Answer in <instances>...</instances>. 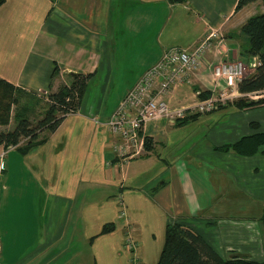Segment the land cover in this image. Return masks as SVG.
I'll return each mask as SVG.
<instances>
[{"label":"crops","instance_id":"obj_1","mask_svg":"<svg viewBox=\"0 0 264 264\" xmlns=\"http://www.w3.org/2000/svg\"><path fill=\"white\" fill-rule=\"evenodd\" d=\"M238 1L160 0L167 16L155 39L154 26L144 29L147 19L139 17L145 11L155 16V0H6L0 8V80L48 96L70 85L72 75L93 79L80 109L67 115L43 145L27 154L0 147V264L10 263L13 253L17 264H72L69 256L79 238L92 250L93 264H132L129 256L136 248L127 242L136 240L130 232H135L134 244L139 241L136 230L142 220L121 218L120 198L128 204L126 210L132 205L134 215L152 222L151 233L163 234L162 244L154 235L139 236L153 247L145 264L158 262L167 227L176 223L197 232L224 258L232 253L253 256L242 249L250 231L243 225H257L260 234L264 146L250 158L218 149L264 132V106L247 110L236 105L243 97L257 99L255 95L239 91L197 119L147 124L142 135L151 143L130 160L118 158L117 138L107 126L126 94L165 50H192L212 32L225 36L203 59L202 76L193 88L197 94L178 90L170 102L186 106L198 94L199 100L202 93H222L207 68L244 58L248 38L241 27L264 14L261 1L237 12ZM124 78L131 82L123 81L121 97L106 106L108 90ZM19 211L26 219L11 232L5 218ZM227 213L229 218L224 217ZM107 225L113 229L103 233ZM9 241L17 242L13 252L5 250ZM124 254L127 263L118 259Z\"/></svg>","mask_w":264,"mask_h":264},{"label":"trees","instance_id":"obj_2","mask_svg":"<svg viewBox=\"0 0 264 264\" xmlns=\"http://www.w3.org/2000/svg\"><path fill=\"white\" fill-rule=\"evenodd\" d=\"M188 0H169L171 4H184ZM264 0H239L236 11H240L246 6ZM6 3V0H0V8ZM241 33L248 38V46L244 56L258 58L260 65L255 67L253 75L246 76L239 84L240 92L245 95L264 94V14L252 16L241 27ZM93 75H72L70 85H65L60 90L49 95L50 107L46 112V117L39 121L36 126L32 125L31 120L21 117L13 130L0 132V147L5 149L18 147L24 141L27 145L20 148L22 154H27L38 146L43 145L47 138L42 137L44 132L49 134L57 131L59 126L69 114L76 113L82 104ZM20 89V88H19ZM23 90V89H21ZM19 91L11 84L0 80V126L6 127L11 121V112L14 103H16L15 92ZM210 94L202 93L199 99H205ZM241 109H254L264 106V98L258 101H251L248 98H241L236 103ZM57 114L60 116H57ZM198 115H193L196 117ZM184 120V119H183ZM180 121V120H179ZM251 126L259 129L256 124ZM151 143L150 139L146 141V147ZM264 146V132L243 137L240 141L232 145L219 148L222 152H234L242 157H253L260 152ZM262 226L263 244H264V211L260 218ZM113 229V225H107L103 233H108ZM155 264H264V260H256L249 255L232 253L228 258L222 257L217 253L197 232L176 223L168 225L166 230L165 244L160 258Z\"/></svg>","mask_w":264,"mask_h":264},{"label":"built area","instance_id":"obj_3","mask_svg":"<svg viewBox=\"0 0 264 264\" xmlns=\"http://www.w3.org/2000/svg\"><path fill=\"white\" fill-rule=\"evenodd\" d=\"M221 38L219 32H212L192 50L178 47L165 50L160 61L149 68L129 91L124 104L114 113L108 124L112 135L117 138L116 152L119 159L130 160L143 154L147 138L142 133L147 124L163 120L174 124L188 116L207 115L216 111L217 106L226 103L229 98H235L239 94V84L248 70L243 60L236 59L210 64L207 68L222 93L212 92L203 100H198V94L197 102L186 106L174 107L170 102L174 92L182 90L185 85L194 86L199 81L205 54ZM255 60L256 66L260 65L259 59ZM224 96H227L226 100ZM123 202L121 198V205L125 207ZM126 211L125 207L122 211L124 216ZM127 245L132 249L133 240L129 239Z\"/></svg>","mask_w":264,"mask_h":264},{"label":"rangeland","instance_id":"obj_4","mask_svg":"<svg viewBox=\"0 0 264 264\" xmlns=\"http://www.w3.org/2000/svg\"><path fill=\"white\" fill-rule=\"evenodd\" d=\"M139 2H141V1H139ZM148 6H150V3L149 2H148ZM137 7H138V9H142V6H141L140 3L137 5ZM153 10H154L155 16H153V14L152 15L146 14L145 13L146 11H145L144 14H142L141 16L139 14V17H141L143 19H147L146 20V23L144 24V29H145V25H147L149 28H152L154 26L153 29H152L151 34L152 35L155 34V39H156L157 30L162 25V23L165 20V18H166L167 15H166V13L164 11V4H162V2H160V0H155ZM123 13H124V10H123ZM238 20H240V17H238ZM215 33H217V32H215ZM124 34H125V32H121L120 33V37L121 36L123 37ZM222 34L224 35L223 32L219 33V36H222ZM208 36H206L205 39ZM219 43L220 42L217 39L213 43L212 49L210 51H208L205 55H207L209 52H212L213 49H215V47ZM240 60H243L247 64V70L248 71L246 73V76L253 75L254 72H255L256 60L254 58H251L250 56H248V57L245 56L244 58H242ZM224 61H231V60L230 59H227V60H224ZM140 63H141V61H140ZM123 81L125 82L124 84H127L128 85L129 82H131V79H127V78L125 79L124 78L122 80V82L119 83L116 87H114V84H112V86L108 90L109 93L106 94V103H105L106 106L108 105V106L112 107V105H114L117 102V99L119 97H121L120 96L121 95L120 93H121V91L123 92V89L126 87V85H123ZM195 85L198 86V84H195ZM195 85L194 86H193V84H191V85H185L182 88L183 89L182 92L183 93L186 92L188 95H190V93H192L195 96L196 91H193V87H196ZM189 88H192V89L189 90ZM16 89H18L19 91H16L15 92L16 103H14V105L12 107V112H11V116L12 117H11L10 124L8 126H6V127L0 126V132H2V131H4V132L7 131L8 132V131L13 130L14 127L16 126L17 122H18V119L21 118V117L29 118V120H31V122H32V125L36 126L39 121L43 120L46 117V112L48 111V109L50 107V101L48 99L49 95L46 96V95L38 94V93H35V92H30V91H27V90H21L19 88H16ZM230 91H232V89H230ZM127 95H129V92L126 94V96L120 102V104L116 108L115 112H117L119 110L120 106L124 104L123 102H125L124 100L127 97ZM259 96H261V95H258V96L255 95L253 99L257 98L255 100L258 101L260 98H264V97H260L259 98ZM195 100H197V98L196 99L194 98V101ZM200 100H202V99H200ZM255 100H251V101H255ZM188 102H190V101L188 100ZM233 102H235V101H233ZM57 116H60V114L59 115L57 114ZM201 116H205V115L198 114V116H196L195 118L197 119V118H199ZM188 117H192V116H188ZM108 124H109V121H108ZM107 126L109 127V125H107ZM48 135H50L49 132H44V134L42 135V137L45 136L47 138ZM27 143H28V141H24L18 147H10L8 149L9 150H18V149L23 148L24 146H26ZM111 144H112V142H111ZM5 154L6 153H4L3 156ZM18 189H21V188H18ZM123 197H124V199L126 201V197L125 196H123ZM119 202H120L121 209L123 211V209L125 207H123L121 205V198H120ZM1 204L2 203H0V212H1V209H2V205ZM124 205L128 207V204L127 203H124ZM132 208H133V206L131 205V208L127 209L125 216H124V212L123 213H120L121 218H130L131 217V218H135V219L136 218H140L142 220L140 222V228L138 230H136V232H138L137 233V236H138V240L139 241L136 243V245L134 244L136 250L134 252L131 251L132 252V256H129V262H131L132 264H145V263H147L145 261H149L148 259L152 258V257H149L148 256V253L150 254V252L153 251V247L149 246V244H148L149 242H147V239H146L145 242L144 241H140L139 236L140 237H143V236H149V237L151 236L152 237V235H154V236H156L158 238L157 243L160 242V244H162L163 241L161 240V238L163 237V234H158L157 235L156 232L155 233H151L150 229H151V227L153 225L152 222L146 220L143 217H140L139 215H134L132 213V211H131ZM74 209H75V207L73 208V210ZM232 214H234V212ZM230 215H231L230 213H227V214H225L224 217L229 218ZM1 219H4V218H1ZM5 219L7 221L8 227H11V225L13 227L12 229H9V230L11 232L12 231L13 232H16V231H18V229L16 227L19 226V223H22L26 218L24 217V214H20V211H19L18 213H16L15 216H12V218H5ZM135 219L132 220V221H135ZM180 224L183 225V226H185L184 223H180ZM235 225L236 226H241V225H237V224H235ZM256 226L257 225H253V224H249L248 226L243 225V227H245L246 229L247 228L250 229V231H249V241L248 242H245V243H247L246 244V247L245 248H242V249L251 252V254L253 256H251V255H249V256L252 257L253 259H256V260H264V244H263L262 226L260 224V234L257 232V229L255 228ZM185 227H188V226H185ZM104 228H105V226H104ZM130 235L132 236V238L134 240L135 239L137 240L136 235H135V232H133V233L130 232ZM136 240L134 242H136ZM23 242H24V244H30L29 241H23ZM9 244L10 245H7V247L5 246V250H6V252H9L10 250L13 252L16 249L15 246H16L17 242L16 241H9ZM33 244H34V242H33ZM75 244L77 245L76 249L73 248V247H71V246L69 247V253L71 252L72 248H73V252H74V253L72 252V254L69 256V258H70L69 262L71 263V260H72V264H73V263H76L77 261L80 262L81 259L82 260L85 259V261H87L88 264H93L94 263L93 262V258L91 257L93 252L89 248L88 243H86L85 241H83V239L79 238V240H76ZM151 245H152V243H151ZM81 248H83V250H87V253H88V251H90L91 255L90 254L87 255V253H84L83 254V251L80 250ZM56 255H57V253H56ZM53 257L55 258V253L53 254ZM125 258H126V256L124 254V258L122 256L121 258L119 257L118 259H120L122 262L124 260L125 263H127V261H126ZM8 260L10 262L8 264H13L15 262H16L15 264H17V261H18L17 254L16 253L11 254V256L8 258ZM153 264H155V263H153Z\"/></svg>","mask_w":264,"mask_h":264}]
</instances>
